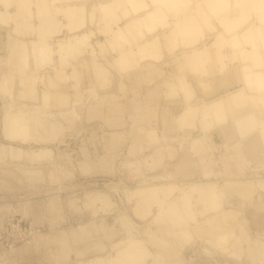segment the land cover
I'll return each instance as SVG.
<instances>
[{"label": "bare ground", "instance_id": "bare-ground-1", "mask_svg": "<svg viewBox=\"0 0 264 264\" xmlns=\"http://www.w3.org/2000/svg\"><path fill=\"white\" fill-rule=\"evenodd\" d=\"M7 1L0 0V29L4 28L0 31V62H7L6 71L1 73L0 70V94L4 91V95L10 96L17 87L26 82L22 79L16 82L17 74L12 70L13 67L22 74H30L38 70L42 63L54 61V58H50L47 39L56 37L61 32L66 38H58L57 44L54 45L53 52L61 58L55 60H61L60 66H65L68 62L65 65L64 62L68 57L70 61L76 62L86 53L94 56L88 60L83 70L93 72V78L96 80L91 82L96 85L90 86L94 89L95 86L98 87L93 90L94 99L84 109L87 113L86 119L83 116L78 119L77 116L76 120L79 121H76L71 116L70 119L65 117L68 98L63 94L69 91L65 82L69 75L65 70L55 71L59 80H54V83L48 75L45 76V72H41L37 78L31 75L29 84H23L24 88L19 93L33 99L30 93L36 92L37 83L45 85L39 89L38 99L41 107L44 109L53 101V104L56 103L53 107L59 109L60 114L53 116L52 111L27 113L9 110L4 115V139L0 144L2 159L8 158L7 163H11L12 167L22 151L29 154V164H32L26 166L27 168L21 167L18 171L11 167L2 168L0 184L6 187L5 190H12L13 186L23 184L26 179L32 181V176L42 174L39 171L43 168L48 178L60 179L55 171L63 169L53 164L57 160L56 152L58 159L65 158V153L62 154V149L60 150V146L65 142L56 148L54 144L62 140L61 131L66 125L68 128L70 126L69 130H73L75 124L81 123L84 127V119L90 121L103 118L109 125L111 135L119 139V132L126 130L127 125L121 121L127 114L122 105L125 96L131 93L132 97L127 99L128 105L125 108L133 111L129 115L134 117L132 120L135 125L142 123L137 125V131H130L133 142L129 155L133 157L124 159L120 168L124 172L138 168L140 156L143 155L150 169L158 171L152 176V181L141 179V182L144 181L143 188L126 194L134 198L130 204L135 209L145 211L144 208H148L150 211L151 207L159 206L160 208L155 210L158 226L163 223V230L167 231L160 233L178 240L176 243L175 240L172 241L171 244L169 237L157 234V237L151 236L148 239L149 243L151 246H161L168 260L172 259L175 264H180L181 260L183 263L186 261L181 255L182 252L190 243L195 242L190 238L199 237L202 235L200 233H203L214 237L207 239L208 244L216 246L222 254L239 260L238 253L234 251L239 244L234 250H231V243L228 245V239L240 231L237 226L241 224L237 222H253L258 226L254 227L256 230H264V203L254 210V214L247 217L241 216L233 208L225 207L227 197L246 195L252 189L258 195H264V181H257L255 186H251L248 181L245 183L231 179L235 170L238 171L236 175L244 171L241 166L249 155L255 157L260 153L264 164V11L261 9V0H14L13 12L5 9L10 5ZM165 3L175 6L165 8ZM35 14L40 16L38 24L31 21ZM15 30L17 36L15 35L14 42H11L13 37L10 33ZM206 30L212 34L208 42L205 40L208 34ZM7 36L9 38L5 42L3 38L6 39ZM98 37L101 39L92 44L91 39ZM85 73L81 75L77 71L72 75L82 77ZM155 76L159 78L156 87L161 90L165 99L179 100L184 104L180 113L172 119L179 132L173 139L176 146L169 145L166 140L168 137L163 135L164 133L160 137L151 126V119L158 112L150 105L152 101L142 108L136 100V94L139 93L138 81L153 82ZM47 82L49 85L52 83V87H49ZM26 85L30 86L29 94ZM71 90L73 93L79 92V88ZM153 93L159 92L150 91L147 99H152ZM96 98L101 101H95ZM6 99L12 101L11 98ZM14 100L16 97L12 102ZM109 100L112 106L106 107L105 101ZM81 109L83 110V107ZM81 109L79 108V113ZM213 127L217 128L213 134L203 133ZM68 128H65L66 132ZM254 131L257 136L255 133L251 135ZM249 133L250 135H247ZM244 139L245 145H241ZM33 141L42 144L32 153L30 144ZM235 141L240 143L235 145ZM233 143L231 150L223 157L225 170L228 169L224 170V183H214L213 186L212 182L220 178L208 179L212 173L215 174V171H212L215 164L212 153L221 148L227 151ZM248 151L251 153L248 154ZM78 152V164L83 176H93L95 164L106 173H114L113 157L103 155L93 164L85 144H80ZM32 160L38 167L33 165ZM172 165H178L175 171L171 169ZM189 166L199 167L200 180H186L181 177H187L185 173ZM229 170L231 172L227 173ZM33 181L42 182V175L34 177ZM187 183L191 185L185 186ZM177 192H180L179 197L167 200V197ZM28 193H31V190ZM84 197L82 196L81 200L78 197L68 198L70 209L89 210V205L93 202L109 204L99 193L87 194ZM54 203L55 200L51 199L49 206L52 207ZM143 211L138 212L144 215ZM97 220L98 218L91 217L86 222H78L77 226L55 229L42 241L61 244L71 239L76 242L91 238V233L101 228ZM197 221L201 224L199 228L196 226ZM59 222H62L61 219ZM126 222L124 221V227L129 233L131 229ZM110 224L111 222H102L103 227ZM230 240L233 241L232 238ZM119 242L121 243L120 239ZM99 244L100 242L92 244L93 247L90 244L88 252L91 253V248H97ZM127 246L129 251L126 254L122 252V248L117 249L114 258L116 263L120 264L124 259L132 260L134 255H140L141 258L151 255L140 240H131ZM259 246L260 249L256 252L251 251L250 256L253 257L249 256L248 263L250 261L251 264H264V249ZM172 253H176L175 257H172ZM179 255L182 258L178 257ZM156 258L157 255L153 254L152 259ZM164 260L162 257V261ZM228 260L232 264L235 263L233 259ZM220 263L228 264L225 261Z\"/></svg>", "mask_w": 264, "mask_h": 264}, {"label": "rangeland", "instance_id": "rangeland-1", "mask_svg": "<svg viewBox=\"0 0 264 264\" xmlns=\"http://www.w3.org/2000/svg\"><path fill=\"white\" fill-rule=\"evenodd\" d=\"M13 1L14 0L7 1L8 3L10 2L9 3L10 5L5 7L6 10H10L12 12L15 11V8L13 6ZM52 10H55V8H52ZM58 18L60 19V17ZM38 20H40V16L38 14H35V18L31 19L32 22L37 24L39 23ZM3 29L4 28H1L0 31H3ZM15 32L16 30L11 31L12 34L10 33V35H12L13 37V40L11 38V42H14V39L16 38ZM206 33L208 34L205 40H207L208 42L209 41L208 39L210 37L212 38L211 36L212 34H210L208 31ZM8 38L9 36H7L6 39L5 38L3 39L4 41L5 40L7 41ZM58 38H66V36H64L63 33L61 32L56 37L51 36L47 39V42L50 45L47 47L48 51L50 50V54H51L50 58H54V61H51L49 63H42V65L39 66L38 70L34 71L33 73L31 72L32 74L30 72H29L30 74H28V72L26 74L24 73L22 74L21 71H18L16 67H13L12 70L17 74L16 82H18L19 79H22L26 82L28 81V83L26 82L23 83L24 85L29 84L30 78L33 75H34L33 77L37 78L39 77V75H41V72H45L46 73L45 76L48 75L49 76L48 78H50L51 81H53L52 83H54L55 82L54 80L56 79L59 80L58 78L59 76L55 74V71L64 69L66 74L69 75V77L65 79V82L68 84L66 86V89H69L70 91L72 88L73 89L79 88V92L73 93L71 90L70 92L68 91L63 94L66 96V98H68V102H67L68 106L67 107L65 106V110H66L65 117H68L70 119L71 116V118L76 120L77 116L78 119H80L79 116H83L86 119L87 113H85L86 111L84 109L86 105L90 103L92 99H94L93 90H97L98 85L97 87L95 86V89L94 87L91 88L90 85H96L93 82H91L93 79L96 80V78H93V72L91 73L85 71L86 73H88L86 74L83 68L85 67V65L88 64V60L92 59V57L94 56H91L90 54L86 53L80 57V60L76 62L70 61L68 57L64 62V65L66 62H68L67 65L60 66L62 64L61 60L59 62L56 60L61 58H59L58 54L53 52V47L54 45L57 44ZM100 39L101 37H98L97 39L95 38L91 39L92 44H94L96 41ZM86 48H89V46H86ZM55 58L57 59L55 60ZM107 63L110 64L109 62ZM0 65H1L0 66L1 73L6 71L7 62L6 61L0 62ZM71 67L75 71H73ZM70 69L72 71H70ZM77 71L78 73H81V75L82 73L85 74H83L82 77L73 76L72 73L74 72L77 73ZM13 75L15 76V74ZM47 83L49 85V82ZM52 83H50L49 87H52L51 85ZM23 84H21V86ZM21 86H19L18 88L16 84L17 87L16 90L13 91L12 95H10L13 97L7 96L6 94L5 96L4 91L2 92V94H0V144L4 139L2 135L4 129L2 121L7 111L9 110L14 112L25 111L27 113L52 111L53 116L60 114L59 109L56 110L57 108L53 107L54 104H56V103L53 104V101L50 102L48 107L44 109L41 107V104L38 99L40 92L39 89L45 87V85H42L39 82L37 83L38 87L35 89L37 94L36 92L30 93V86L26 85L28 86L29 89L28 94L30 93L33 99H29L28 97L26 98L22 96L24 93L23 94L19 93L21 89L24 88V86L22 87ZM32 94L34 95L32 96ZM5 97L11 98L10 100L12 101L16 97V100H14V102L12 101L10 102ZM95 101H101V99L96 98ZM4 103L5 104L7 103L8 105L7 104L4 105ZM74 103H76L75 106ZM81 107H83V110L81 109ZM79 108L81 109L80 113H79ZM85 119L84 122H86ZM84 127L78 125L77 127H75V129L70 131L69 130L70 127L68 128V126H65V128H68V131L66 132L65 128L62 129L61 131V133H63L61 139L64 140L58 141L57 143L61 144L62 142H65L64 145L60 146V150L62 149L61 150L62 154L65 153L63 155L65 156L64 158L65 160L64 159L56 160V163L53 164L55 167L58 168L60 167L63 169L62 171L61 170L55 171V173L60 177V179L52 180L54 178H48L45 168H43L41 171H39L42 174H38V175L36 174L32 176L33 177L32 181H29L30 179L28 180L26 179L23 184L20 183L16 186H13L12 190L11 189L9 191L5 190L6 187L0 184V188L4 189V190L0 189V242L3 244V248H4V254L0 256V264H14V263L16 264V262L21 258L23 260L25 258L27 261H32V264H118L114 260L117 249L122 248L123 249L122 252L126 254L129 251L127 244L131 240H140L146 246L147 250H149L151 255L150 256L148 255L147 257L144 256L143 258H141L140 255H134L132 260L124 259L120 264H175V261H173L172 259L170 260L167 259L166 255H164L163 253L164 249L161 248V246L159 245L151 246L148 240L149 238H151V236L155 238L158 236L157 234L167 233V231L163 230V223H161L162 224L161 226H158L159 222L155 215V210L160 207L159 206L153 208L151 207L149 209L150 211H148V208L145 209L144 207L141 208H144L145 211H143L142 209H137V208L135 209L131 207L130 204L131 200H133L134 198H130L126 194L127 192L132 193V192H136L139 188H143L144 186L142 182L144 183V181L141 182V179L142 180L146 179V181L148 180L152 181L153 180L152 176L155 175V173H157L158 170L150 169V167L148 166L145 160V156L141 155L140 161L137 166L138 168H133L131 171L125 173H123L124 171L121 170L123 175L111 174V176H106V177L104 176L93 177L90 174V176H86V177L83 176L82 175L83 172L82 173L80 172V168L78 164V153H79L78 151L80 145L77 144L79 143V141H77L78 139L77 137H79L82 130H84ZM214 130L216 131L217 128L213 127L210 129H206L205 132L203 133L210 135L214 133L213 132ZM254 133L257 136L256 131L252 132L251 135H253ZM247 135H250V133ZM245 141L246 140L244 139V141L241 142V145H245L244 143ZM57 143L56 145L54 144L55 147L56 146L59 147ZM239 143L240 141L239 142L235 141V145H238ZM41 144L42 143L40 142L33 141L30 144V147H32L30 148L32 150V153L34 152V150L38 149ZM233 145L234 143L229 146V149H227V151L221 148V149H217L215 152L212 153L214 159L213 163L215 162L212 171H215V174L213 175L212 173L211 177L208 179L220 178L215 182L211 181L213 186L216 183L219 184L224 183L223 177H225L226 175L225 174L226 172L224 170H223L224 172H221V170L219 171L217 168L218 165H222L223 169H225V164L223 159L224 155L220 151L224 150L227 154V152L231 150ZM1 151L2 149L0 148V167H1L0 170L2 168H10L11 163L10 164L7 163L9 161L8 158L2 159L3 156L1 154ZM247 153L250 154L251 152L248 151ZM28 155L29 154L27 152L21 151L19 158L15 160L16 162H14L15 165H12L11 168L13 169L15 168L16 169L15 171H18L17 169H20L21 167H26L29 165L31 166L32 164H29L30 158L27 157ZM259 155L260 153L258 154V156L255 157L250 155L247 156L245 158V162L241 166V169L244 171L237 175L236 174L233 175L232 176L233 178L231 179L245 183L248 181L251 183V186H255L256 185L255 183H257V181L258 182L264 181L263 180L264 164H262L263 158H261ZM71 156L72 158L73 157L74 158L72 159ZM32 162L33 165H35L34 160H32ZM177 166L172 165L171 169L175 171ZM35 167L38 166L35 165ZM185 174H187V177L186 176L183 177L182 175L181 177L185 178L186 180H191L194 178H197L196 180H200L199 176L201 175V173L198 166L197 168L193 166H189L188 171ZM41 175L43 181L34 183L33 181L34 177ZM249 180H253V181L251 182ZM46 181L49 182V184ZM187 184L188 185H185L187 187L191 185L189 183ZM30 190L31 193H28ZM254 191L255 190L252 189L251 191H248L249 193L247 192L246 195H241V196L234 195L232 197H227L225 200L226 203L225 207L230 209L233 208L235 212H238L243 217H247L252 213L254 214V210L259 209V206L264 203V195L263 194L258 195ZM94 193L95 194L99 193L101 197H105L108 200L109 204L102 205L93 202V204L89 205L90 206L89 210L80 209L78 211H72L68 206V201L71 197H78L81 200L82 196L83 198H85L84 196H86L87 194L92 195ZM179 196H180V192H177L173 196L167 197L168 198L167 200L170 199L173 200V198H177ZM49 199L55 200V203L53 204L52 207L49 206V201H50ZM153 199L156 201L155 198ZM221 206L223 207L224 204ZM138 211L140 212L143 211L144 215L142 213H139ZM210 211L212 212L211 209ZM58 215L63 216V219L65 221H62L60 223ZM91 217L98 218L97 220V222H99L98 225L101 226L99 230L97 229V232L91 233V238H87L82 241H76V242L71 239L69 240V242L61 243V244H57V242L44 243L42 241V239L43 240L47 239L49 234H51L55 229L69 228L70 226L74 227L78 225V222H86L87 220L91 219ZM124 221H127L126 222L127 226H129V228L131 229V231H128L129 233H127V231L125 230ZM102 222H111V224L110 226L106 225V227H103ZM198 222L199 221H197L196 226L199 228L201 224ZM237 223L241 224L237 226L240 231L239 232L237 231L236 234H234V236L231 237L234 242L230 240L231 238L228 239L229 241L228 245L230 246L232 244L230 246L232 247L231 250H234L237 247L236 248L237 251L236 250L234 251L238 253L237 255L239 260L236 259L235 257H228L225 254H222L218 248L216 249V246L213 247L212 244H208L206 242L207 239L210 240L213 239L214 237L211 235H205L203 233H200L202 235H200L199 237L190 238L192 242L194 241L195 242L190 243L188 245V248L192 246L195 249L198 250L201 249L200 252L202 253V254L200 253L194 254V256H192V259H196L198 262H203V264H219L221 261H225L228 264H232L228 262L229 261L228 259H233L235 261L234 264H244V263L251 264L250 261L249 263L247 262V259L249 258L250 254H252L251 251L256 252L257 249H260L259 245H261V247L264 249V230L263 231L256 230L254 227L255 226L258 227V226L255 225L253 222L240 221ZM238 228L235 227L236 230ZM161 235L162 236L164 235V237L167 236L165 234H161ZM167 237H169V239L172 238L171 236H167ZM119 239L121 240V243L119 242ZM174 240H175L174 243L178 242V240L176 239ZM174 240L170 239V243L173 244L172 241ZM97 241L100 242L98 247L97 248L94 247L96 248L95 250H93L94 248H91V253L88 252L90 244L91 247H93V245L98 243ZM230 241L236 243L233 244ZM238 244L239 246H236ZM188 248H186L182 252L181 255L183 257L186 256L187 253L184 252H186ZM25 251H27V253H25ZM29 251H31V253ZM153 254L157 255L156 259H152ZM175 255L176 253L175 254L172 253V257H175ZM181 255H179L178 257L182 258ZM217 255H220L221 257H223V259L221 260L220 258H217L216 257ZM162 257H164L165 259L164 261H162ZM251 257H253V255H251L250 258ZM186 261L185 263H183V260H181L180 264H186V263L189 264V262Z\"/></svg>", "mask_w": 264, "mask_h": 264}, {"label": "crops", "instance_id": "crops-1", "mask_svg": "<svg viewBox=\"0 0 264 264\" xmlns=\"http://www.w3.org/2000/svg\"><path fill=\"white\" fill-rule=\"evenodd\" d=\"M140 74L143 75L144 73H140ZM127 78H129V77H127ZM127 78H126V80H127ZM153 78H154L153 82H148L145 80L138 81L137 92H139V93L136 94V96H137L136 100L138 101V104L141 105L142 108H144L146 105H148L152 101V103L150 105L153 107V109H155L158 112H157L156 116L151 119V122H150L151 126L156 130V132L158 133V135L160 137L163 133H164L163 135L168 137V139H166V140H167L169 145L172 144V145L176 146V144L173 143V139L179 135V132H178L176 123H174V121L172 119L180 113V111L183 109L184 104L179 100H167V99H165L161 90L157 89V87H156V85H157L156 83H158L157 81H159V78L156 76ZM127 82H128V80H127ZM152 90H156V91L158 90L159 93L158 94L153 93L154 95L152 94L153 95L152 99L149 100V99H147L149 97L148 94H150V91H152ZM130 94L131 93H129L127 95V97L125 96V102L122 105L123 109L125 110V112H127V114H125L123 116L121 121L125 122L127 125L125 128L126 130L119 132V133H121V136L119 137V139H115L116 137H113L111 135L109 125L106 124V122L104 121L103 118H95L93 120L86 121V123H84V126H85L84 130H82V132L80 133L79 139H78L79 143H77L78 145H80V143L86 145V147L90 153V158H92V160H93V164H95V162L98 161V159L103 155L106 157H111V158L113 157L112 161H113V167H114L115 171L112 174H120V175L122 174L123 175V173H125V172L122 173L120 171V170H123L120 168L122 162L126 158L133 157V156L129 155L130 149L132 146V142H133L132 141L133 136L130 133V131L131 132L137 131V129H138L137 125L139 126L142 123V122L141 123L139 122L138 124L135 125L134 120H132V118H134V117H130V115H129V113L132 110L128 111L127 108H125V106L128 105L127 99L128 98L130 99V97H132V95H130ZM105 102H106L105 103L106 107L112 106L110 100L105 101ZM146 120H148V119L146 118ZM146 120H143V121H146ZM63 123L66 124L65 121ZM78 125L83 126L81 123H79V124H75V127H77ZM161 129H163V130H161ZM70 131H71V129H70ZM88 136H89V138H88ZM62 140H64V139H62ZM116 140H118V141H116ZM160 143H162V142H160ZM57 144L59 145V143H57ZM144 152L146 153L147 149H145ZM220 152L223 155L224 154L226 155V152L224 150H222ZM55 156H57L59 158L58 152H56ZM57 157H56V159L60 160ZM169 162L170 161H168V163ZM93 168H94L93 169L94 170L93 171V174H94L93 177H95V176H104V177L111 176V173H106L105 171L100 170L96 164L94 165ZM217 168L219 171L221 170V172H224L223 170H225V169H223L222 165H218ZM226 170H228V169H226ZM232 170H235V169H232ZM228 172H231V170L227 171V173ZM237 172H236V170L234 171L235 174ZM58 218H59V220L61 219V221H64L63 216L58 215ZM46 222H47V219H46ZM200 250L195 249L191 246L186 250V252H184V253H187L184 258L189 262V264H203V262H198L196 259H192V256H194V254H196V253L202 254L200 252ZM29 252L31 253V251H29ZM25 253H27V251H25ZM2 254H4V248H3V244L0 242V256ZM216 257L220 258L221 260L223 259V257H221L220 255H217ZM16 264H32V261H27L25 258L23 260L21 258L16 262Z\"/></svg>", "mask_w": 264, "mask_h": 264}, {"label": "clouds", "instance_id": "clouds-1", "mask_svg": "<svg viewBox=\"0 0 264 264\" xmlns=\"http://www.w3.org/2000/svg\"><path fill=\"white\" fill-rule=\"evenodd\" d=\"M174 4H170V3H165L163 4V7L168 8V7H174ZM261 9L262 11H264V0H261Z\"/></svg>", "mask_w": 264, "mask_h": 264}]
</instances>
